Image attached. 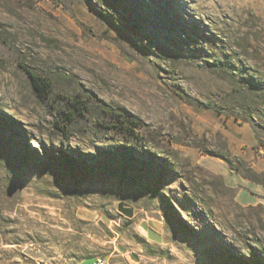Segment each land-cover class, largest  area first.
Masks as SVG:
<instances>
[{
  "label": "rangeland",
  "instance_id": "374dc122",
  "mask_svg": "<svg viewBox=\"0 0 264 264\" xmlns=\"http://www.w3.org/2000/svg\"><path fill=\"white\" fill-rule=\"evenodd\" d=\"M64 1L0 0V264H264V0Z\"/></svg>",
  "mask_w": 264,
  "mask_h": 264
},
{
  "label": "trees",
  "instance_id": "16d2710c",
  "mask_svg": "<svg viewBox=\"0 0 264 264\" xmlns=\"http://www.w3.org/2000/svg\"><path fill=\"white\" fill-rule=\"evenodd\" d=\"M59 1H61V3H65V1L64 0H59ZM30 77H31V80H32V84H33V87H34V89L40 94V93H42L43 91H44V89H45V87H46V84L44 83V82H38L36 79H35V77L34 76H32L31 74H30ZM251 123L253 124L254 122H253V120H251ZM253 126V129H255L254 128V125H252ZM62 159H63V161H64V163L65 164H68V163H70V159H69V156L68 155H63L62 156ZM155 191H157V188L155 187V189H154ZM126 213H130L129 211H127V210H124ZM94 261L95 260H93V258H86V259H84V260H82L81 262H80V264H93L94 263ZM245 263V262H244ZM247 264V263H246ZM255 264H263V260L261 259V257H257V262L255 263Z\"/></svg>",
  "mask_w": 264,
  "mask_h": 264
},
{
  "label": "built area",
  "instance_id": "2783aa9c",
  "mask_svg": "<svg viewBox=\"0 0 264 264\" xmlns=\"http://www.w3.org/2000/svg\"><path fill=\"white\" fill-rule=\"evenodd\" d=\"M93 264H110L107 259H96Z\"/></svg>",
  "mask_w": 264,
  "mask_h": 264
},
{
  "label": "water",
  "instance_id": "95a60500",
  "mask_svg": "<svg viewBox=\"0 0 264 264\" xmlns=\"http://www.w3.org/2000/svg\"><path fill=\"white\" fill-rule=\"evenodd\" d=\"M132 257H133L135 260H137V256H136V255L132 254ZM129 262H130V264H135V263L132 262V261H129Z\"/></svg>",
  "mask_w": 264,
  "mask_h": 264
}]
</instances>
